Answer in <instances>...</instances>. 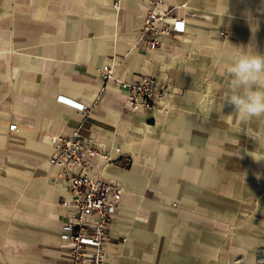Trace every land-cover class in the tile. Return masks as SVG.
I'll return each instance as SVG.
<instances>
[{"label":"crops","instance_id":"crops-1","mask_svg":"<svg viewBox=\"0 0 264 264\" xmlns=\"http://www.w3.org/2000/svg\"><path fill=\"white\" fill-rule=\"evenodd\" d=\"M153 3L186 26L150 51L138 29ZM244 52L264 55V0H0V264H76L49 158L77 130L100 151L93 178L123 192L104 264H258L264 119L222 107ZM143 75L166 93L128 111L119 83Z\"/></svg>","mask_w":264,"mask_h":264},{"label":"built area","instance_id":"built-area-1","mask_svg":"<svg viewBox=\"0 0 264 264\" xmlns=\"http://www.w3.org/2000/svg\"><path fill=\"white\" fill-rule=\"evenodd\" d=\"M139 27L142 44L153 51L162 40L174 38L179 32H184V20L173 18L170 12L159 13L155 3ZM114 7L119 10L117 1ZM112 69L105 66L102 76L108 80ZM119 87L127 97L128 111L144 109L153 111L157 108L156 101L163 99L166 89L160 87L148 75H143L135 84L119 83ZM58 100L72 107L85 111L87 107L70 98L59 96ZM17 124L9 126L10 131L17 130ZM100 155V151L93 139L83 140L79 130L71 135L56 139L54 154L49 162L61 168L64 185L71 197L62 201L65 210L71 213L67 223L61 228V238L75 245L76 264H104V241L107 237V225L114 219L122 198V190L118 184L98 181L89 172L87 159ZM93 246L96 252L87 253L80 249Z\"/></svg>","mask_w":264,"mask_h":264},{"label":"clouds","instance_id":"clouds-1","mask_svg":"<svg viewBox=\"0 0 264 264\" xmlns=\"http://www.w3.org/2000/svg\"><path fill=\"white\" fill-rule=\"evenodd\" d=\"M227 73L231 79L222 107L234 106L242 122L264 119V55L244 52L231 61Z\"/></svg>","mask_w":264,"mask_h":264},{"label":"rangeland","instance_id":"rangeland-1","mask_svg":"<svg viewBox=\"0 0 264 264\" xmlns=\"http://www.w3.org/2000/svg\"><path fill=\"white\" fill-rule=\"evenodd\" d=\"M258 264H264V251L259 255Z\"/></svg>","mask_w":264,"mask_h":264}]
</instances>
